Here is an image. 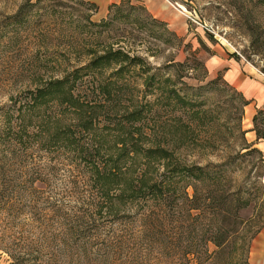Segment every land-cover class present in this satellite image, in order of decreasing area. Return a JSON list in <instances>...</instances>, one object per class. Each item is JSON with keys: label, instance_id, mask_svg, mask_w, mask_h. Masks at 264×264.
<instances>
[{"label": "trees", "instance_id": "obj_1", "mask_svg": "<svg viewBox=\"0 0 264 264\" xmlns=\"http://www.w3.org/2000/svg\"><path fill=\"white\" fill-rule=\"evenodd\" d=\"M131 2L121 0L110 8L121 9ZM81 3L98 8L89 0ZM23 9L25 6L5 25L28 21L24 18L29 12ZM89 21L93 28L112 22ZM92 30L82 32V44L66 49L68 59H83L82 65L62 77L41 76L35 88L10 95L9 105L0 104V264L3 260L7 264H168L177 256L172 248L186 240L188 250L178 255L181 264H203L218 257L222 246L239 232L238 227L224 229L218 206L228 204L232 215L238 216L249 205L244 191L225 192L227 177L217 169L219 165H186L173 159H168L170 167L160 180L148 184L152 177L145 173L128 180L137 155L150 153L140 162L146 165L160 150L141 145L144 107L133 99L130 110L129 103L121 99L130 89L128 76L140 63L131 61L122 48L101 49L100 30ZM6 32L4 29L1 37L9 36ZM176 65L187 66L188 60ZM85 83L98 91V98L87 95ZM239 95L244 105L250 103ZM192 100L177 95L179 104L189 105L199 116ZM252 120L250 131L256 133V141L264 139V109H258ZM185 126L192 128L189 123ZM256 141H246L243 148L258 151L264 161ZM170 156L164 147L158 154L159 159ZM61 169L68 174L76 171V176L68 175L70 179L59 188L54 176ZM176 176L185 182L179 188L174 187ZM113 199L126 202L131 209L112 212ZM50 219L58 224L57 232L47 228ZM243 221L236 220L237 225ZM17 222L29 227L27 235L41 236L22 244V238L11 236L17 231L10 227ZM173 223L179 225L172 227ZM46 235L59 236L45 244ZM194 249L200 253L191 257ZM242 258L229 253L222 260L223 264H251L248 256Z\"/></svg>", "mask_w": 264, "mask_h": 264}, {"label": "rangeland", "instance_id": "obj_2", "mask_svg": "<svg viewBox=\"0 0 264 264\" xmlns=\"http://www.w3.org/2000/svg\"><path fill=\"white\" fill-rule=\"evenodd\" d=\"M28 1L0 0V104L9 105L10 95L35 88L41 76L62 77L82 65L83 59L77 61L73 56L68 59L67 47L82 44V32L100 30L101 49L105 46L122 48L131 61L140 63L128 76L130 89L122 93L121 99L129 103L130 110L134 108L130 106L133 99L144 107L141 145L160 149L152 154V159L145 161L146 165L140 162L150 153L137 155L128 180L136 179L141 173L152 177L148 184L162 179L171 164L168 159L186 165H219L217 169L221 168L227 177L225 192L229 194L242 189L249 205L240 210L238 216L232 215L228 204L218 206L222 210L220 219L224 229L238 227L239 232L222 246L218 257L203 264H223L222 259L229 253L236 259L243 257L246 260L248 256L251 264H264V161L258 151L243 148L246 141H253L248 135L253 127V117L248 118V105L243 104L236 88L226 84L223 72L210 73L209 70L210 57L216 54V47H223L264 74V0H160L155 8L159 7L158 15L169 14L171 19L168 20L155 18V12L148 8L145 0H132L121 9L109 6L108 10L89 9L81 0ZM22 6H25L24 13L29 12L24 18L28 21L6 26ZM181 9L214 31L196 24ZM89 19L94 23L105 19L112 22L93 28ZM81 25H87V28L81 29ZM4 29L9 36L4 33L1 37ZM185 60H188L187 66L176 65ZM216 78V83H208ZM85 92L90 98L99 96L98 91L87 83ZM178 94L196 101V108L205 119L201 114L195 116L189 105L179 104ZM185 123L192 128L187 129ZM161 146L170 151L169 158H158L163 149ZM71 174L66 169L55 173L54 181L59 188ZM179 178L174 181L176 188L185 183ZM188 189L192 191V188ZM125 203L113 199L109 209L112 212L131 209ZM240 219L244 221L237 225L236 220ZM46 223L51 232L58 231L56 221L50 219ZM178 225L173 223L172 227ZM10 228L17 231L11 236L22 238L25 245L26 239L37 241L41 236L27 235L29 227L20 222ZM258 228L260 231L251 238ZM175 231H179L178 228ZM46 237L43 239L45 244L52 238L51 235ZM187 243L172 248L171 252H176L172 254L177 256H173L174 262L168 264L182 263L178 255L188 250ZM55 244L53 241L52 246ZM194 252L191 257L198 255L200 250L194 249ZM3 264L7 263L3 260Z\"/></svg>", "mask_w": 264, "mask_h": 264}, {"label": "crops", "instance_id": "obj_3", "mask_svg": "<svg viewBox=\"0 0 264 264\" xmlns=\"http://www.w3.org/2000/svg\"><path fill=\"white\" fill-rule=\"evenodd\" d=\"M95 3L98 9L108 10L113 3H119L121 0H89ZM160 0H145L148 8L155 12V18L161 20L171 19L169 14L158 15L155 8ZM162 4H160L161 6ZM216 54L210 57V73L223 72L225 81L236 88L243 96L250 101L247 107V116L253 117L258 109H264V74L239 57L229 53L223 47H216ZM249 140L256 141V133L249 131ZM255 145L264 155V139L257 140Z\"/></svg>", "mask_w": 264, "mask_h": 264}, {"label": "built area", "instance_id": "obj_4", "mask_svg": "<svg viewBox=\"0 0 264 264\" xmlns=\"http://www.w3.org/2000/svg\"><path fill=\"white\" fill-rule=\"evenodd\" d=\"M181 12L183 13V14H185L187 17H189L188 15L189 14H191V13H189V12H187L186 10H182L181 9ZM189 18H191V17H189ZM196 24H199V25H201V26H203V24L201 23V20L200 19H197L196 17L195 18H191ZM200 20V21H199ZM204 28H206L207 30H209V31H211L210 29H213V31H214V28H212V27H209V26H203ZM212 32V31H211Z\"/></svg>", "mask_w": 264, "mask_h": 264}]
</instances>
